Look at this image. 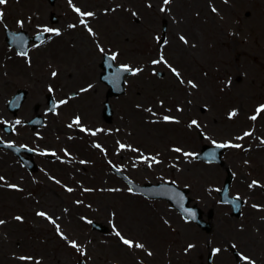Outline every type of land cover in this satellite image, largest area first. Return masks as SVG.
Returning <instances> with one entry per match:
<instances>
[{
	"label": "rangeland",
	"instance_id": "374dc122",
	"mask_svg": "<svg viewBox=\"0 0 264 264\" xmlns=\"http://www.w3.org/2000/svg\"><path fill=\"white\" fill-rule=\"evenodd\" d=\"M0 12V58L5 27L30 35L51 30L53 38L17 59L18 78L0 76V125L12 122L5 100L26 89L17 143L55 156L37 159L34 175L22 169L10 178L5 185L14 190L0 187V264H206L209 253L213 264H246L242 256L264 264V112L257 114L264 105V0H7ZM104 54L140 70L126 78L124 95L108 100L109 124L99 80ZM161 58L166 63H153ZM49 92L57 110L30 131L23 123L35 105L47 109ZM217 144L241 147H228L224 167L195 159L204 145ZM112 166L140 185L188 189L205 213L214 212L213 233L184 222L165 201L132 194ZM226 168L230 195L244 201L239 219L219 204ZM92 221L109 233L93 230Z\"/></svg>",
	"mask_w": 264,
	"mask_h": 264
},
{
	"label": "water",
	"instance_id": "95a60500",
	"mask_svg": "<svg viewBox=\"0 0 264 264\" xmlns=\"http://www.w3.org/2000/svg\"><path fill=\"white\" fill-rule=\"evenodd\" d=\"M50 5H54L56 0H47ZM51 23L55 24L58 22L57 18L54 14H51L50 17ZM7 30L6 41L9 47L15 48L17 52L25 56L27 55L31 43H34L36 46L40 45L47 38V33H39L34 36H29L27 32L21 30L19 32H12ZM166 35V26L163 25L162 30V40ZM101 69L104 73L101 75V81L110 87L107 98L117 97L124 94V78L127 75H130L131 72L123 71L122 67L114 66V60L109 56H104V60L101 64ZM162 76V75H159ZM27 97L26 90H19L12 100L9 102L8 107L13 113H16L20 108L21 104L24 103ZM47 103L49 105V110L54 111L55 104L53 102V98L51 95L47 96ZM103 110V118L105 122L110 123L112 119V110L108 102L104 103ZM39 111V106L35 107V112ZM32 126V129L35 130L40 126L44 125V118L40 115H37L31 121L27 123ZM0 145L6 148L12 149L17 155L21 152L25 153L29 158H22L24 165L28 168V170L33 173L37 172L38 168L33 161V155L36 154L34 151L28 150L26 148H17L11 145L4 144L0 141ZM227 148H217L210 146H203L201 153L196 156L197 160H203L207 163H217L220 166L224 167L225 164L221 160V155ZM214 156V158H213ZM47 158H51L50 156ZM113 172L122 179L135 194L144 195L147 198L151 199H161L166 200L174 209L178 210L179 213L186 219L195 222L202 230L209 233L211 232V225L209 222H205L202 220L203 212L197 207V205L190 206L191 199L187 197L189 190L180 189L176 184L173 183H159L156 185L153 184H145L143 186H139L129 180L123 173L119 172L116 169H112ZM227 177L224 181L223 189L219 192L221 196L220 203L228 204L232 207L233 213L232 215L235 217H239L241 214V207L243 206V202L239 198H231L229 196V187L232 181V174L229 169H226ZM194 214V217L193 215ZM213 216V212L210 211L208 215V220H211ZM93 229L98 230L102 233H107L108 230L104 228L102 225L97 224L95 222L91 223ZM79 264H84L83 261H80Z\"/></svg>",
	"mask_w": 264,
	"mask_h": 264
},
{
	"label": "flooded vegetation",
	"instance_id": "af4514ba",
	"mask_svg": "<svg viewBox=\"0 0 264 264\" xmlns=\"http://www.w3.org/2000/svg\"><path fill=\"white\" fill-rule=\"evenodd\" d=\"M3 33L5 34V31L3 30ZM4 46H5V51L4 52V56L5 57H1L0 58V76L1 75H7L9 77H11L10 79H16L19 76V71H18V67H17V59H20V56L15 52V50L8 48L5 45V41H3ZM9 66L13 67V72H11V70L9 69ZM9 99H6V103ZM6 103H5V110L7 112V115L10 117V119L12 120V122H10L11 125V133L10 135H7L2 127L3 125H0L1 131L4 134V138L0 137L1 140L5 141V142H10L13 143L15 145L21 146L20 143H17L18 140H20V130H21V121H20V117H19V112H17V114L12 115L6 107ZM17 121H19V123H17ZM9 138V139H8ZM22 163L21 161L16 158L12 152L4 150V149H0V177H3V180H0V187H7L10 191L14 190L11 189L8 186L5 185L7 181H10L11 179H13L17 174L22 172ZM11 178V179H10ZM232 256L234 257V259H239L237 257H235L233 254Z\"/></svg>",
	"mask_w": 264,
	"mask_h": 264
},
{
	"label": "snow or ice",
	"instance_id": "6c2138e0",
	"mask_svg": "<svg viewBox=\"0 0 264 264\" xmlns=\"http://www.w3.org/2000/svg\"><path fill=\"white\" fill-rule=\"evenodd\" d=\"M6 2H7V0H0V5H4V4H6ZM171 2H172V0H163V4H164V5H169ZM225 3H227V0H225ZM165 10H166L165 8H163V7L161 8V11H162V12L165 11ZM76 11H77V12H80L79 9H76ZM212 11L215 12L216 9L213 8ZM3 15H4V14H3L2 12H0V18H2ZM82 15L92 16L93 14H92V13H86V14H82ZM81 22L84 23V21H81ZM45 31H51V30H50V29H45ZM89 31H91V29H89ZM56 35H59V32H56ZM180 39H181L182 41H184L185 43H187V41L185 40V38H184L183 36H181ZM112 59L115 60V59H116V56L113 55V56H112ZM161 62L166 63V61H164L163 58H161L160 61H153L154 64H156V63H161ZM123 71H125V72H131V74L136 75L140 70H139V69H137V70H132V69H130L128 66H124V67H123ZM173 72H175V69H173ZM176 74L179 75L178 73H176ZM55 75H57V74L54 72V73H53V76H55ZM189 83H191V82H189ZM192 87L195 88L196 85H195V84H192ZM49 91H52V90L49 89ZM82 91H87V89H82ZM61 103H66V101H62ZM262 112H264V105L260 106V107L257 109V114H260V113H262ZM236 114H237L236 112H232V113H231V116L234 117ZM256 118H257V116H253V117H251V119H253V120H255ZM170 119H171L170 117H167V116L164 117V120H165V121H169ZM17 123H19V121H17ZM74 123L79 124V123H80L79 118H77V119L74 121ZM192 124H193V125H196L197 122H196V121H192ZM70 127H71V125H70ZM81 131H84V129H81ZM91 134H92V135H96L95 132H92ZM245 135H246V136H247V135H251V133H245ZM97 147H99V145H97ZM121 147H123V145H121ZM216 147H217V148H226V147L239 148V147H241V145H239V144H217ZM176 151H180V150H179V149H176ZM185 155L187 156V155H191V154L185 153ZM213 158H214V156H213ZM0 180H3V177H0ZM255 183H256V182L254 181L253 184H255ZM9 187H10V188H16L15 185H9ZM69 191H71V189H69ZM37 215H39V216H45V213L40 212V213H37ZM192 215H193V217H194V214H192ZM16 219H17V220H21V217H16ZM53 222H54V221H53ZM2 223H4V222H3V221H0V224H2ZM57 230L59 231V227H57ZM116 235H117V236H120V233L117 232ZM122 243H124L125 245H127L129 248H132V247L143 248V245H141V244H135V245H134L132 241L127 240V239H122ZM71 247H73V248H78V245H77L75 242H72ZM191 247H192V245H189V248H191ZM219 251H220L219 249H216V250H215V253H218ZM149 255H151V253H149ZM241 259L244 260V261L246 262V264H254V261H250L248 257H244V256H242Z\"/></svg>",
	"mask_w": 264,
	"mask_h": 264
}]
</instances>
